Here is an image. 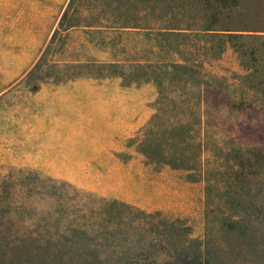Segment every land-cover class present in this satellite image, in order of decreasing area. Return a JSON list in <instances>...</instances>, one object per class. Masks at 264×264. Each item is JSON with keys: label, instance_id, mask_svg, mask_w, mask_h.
I'll use <instances>...</instances> for the list:
<instances>
[{"label": "rangeland", "instance_id": "374dc122", "mask_svg": "<svg viewBox=\"0 0 264 264\" xmlns=\"http://www.w3.org/2000/svg\"><path fill=\"white\" fill-rule=\"evenodd\" d=\"M66 2L0 0V264H264V204L253 216L225 211L204 196L202 182L146 164L135 150L133 139L153 112L152 83L63 79L93 72L61 68L66 64L151 58L152 34L112 32L101 46L81 27L58 31L41 62L46 67L27 79ZM200 64L205 76L230 80L243 73L229 46ZM45 72L50 76L39 79ZM76 82L108 84L98 92L111 100L131 98L140 106L137 115L147 111L124 149L82 152L104 132L74 120L70 105L83 106L86 95L98 93L73 87ZM202 99L206 119L219 132L264 151L262 109H232L226 92L208 85ZM109 114L113 119L112 108Z\"/></svg>", "mask_w": 264, "mask_h": 264}, {"label": "trees", "instance_id": "16d2710c", "mask_svg": "<svg viewBox=\"0 0 264 264\" xmlns=\"http://www.w3.org/2000/svg\"><path fill=\"white\" fill-rule=\"evenodd\" d=\"M75 26L101 46L112 32L152 34L151 58L66 64L61 68L93 72L63 79L118 77L122 86L152 83L153 112L133 139L144 163L180 170L186 181L202 182L204 196L225 211L258 215L264 204V151L232 141L206 119L202 88L223 89L232 109L255 105L264 111V0H67L27 79L46 67L47 61L41 62L58 31ZM226 46L243 73L230 80L205 76L200 61L218 58ZM49 76L45 72L39 79Z\"/></svg>", "mask_w": 264, "mask_h": 264}, {"label": "crops", "instance_id": "0c3cea01", "mask_svg": "<svg viewBox=\"0 0 264 264\" xmlns=\"http://www.w3.org/2000/svg\"><path fill=\"white\" fill-rule=\"evenodd\" d=\"M73 87H86L88 91L102 90L107 87L105 83H88L76 82L72 84ZM114 90L118 87L112 84ZM125 87V86H124ZM123 87H119L121 89ZM122 94H125L122 92ZM84 105L80 106V102L71 104L70 107L76 117L74 120L84 121L89 125V128L94 131H103L104 135H97L90 138L88 142L89 149L82 151L88 154H113L114 151L124 149L123 141L133 135L134 130L142 125L147 118V111L143 114L137 115L139 105L134 103L131 98L121 100H111L110 95L107 94H88L83 101ZM69 107V108H70ZM82 107V108H81ZM111 108L115 112L114 117L110 116ZM138 108V109H137ZM97 132V133H98ZM131 153L132 150H127ZM71 151H66L70 153Z\"/></svg>", "mask_w": 264, "mask_h": 264}]
</instances>
